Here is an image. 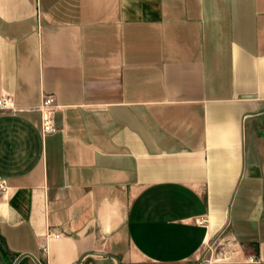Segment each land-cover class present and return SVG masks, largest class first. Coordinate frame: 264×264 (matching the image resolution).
<instances>
[{
	"label": "crops",
	"instance_id": "obj_1",
	"mask_svg": "<svg viewBox=\"0 0 264 264\" xmlns=\"http://www.w3.org/2000/svg\"><path fill=\"white\" fill-rule=\"evenodd\" d=\"M6 96L0 264H264V0H0Z\"/></svg>",
	"mask_w": 264,
	"mask_h": 264
},
{
	"label": "built area",
	"instance_id": "obj_2",
	"mask_svg": "<svg viewBox=\"0 0 264 264\" xmlns=\"http://www.w3.org/2000/svg\"><path fill=\"white\" fill-rule=\"evenodd\" d=\"M60 109V106L56 105L55 98L53 96H44L42 103L36 108L42 115V135L44 137L57 132L55 125V115ZM0 111H14V105L10 97L6 96L0 100ZM1 192H6V183L0 180ZM59 238L58 235H51Z\"/></svg>",
	"mask_w": 264,
	"mask_h": 264
},
{
	"label": "rangeland",
	"instance_id": "obj_3",
	"mask_svg": "<svg viewBox=\"0 0 264 264\" xmlns=\"http://www.w3.org/2000/svg\"><path fill=\"white\" fill-rule=\"evenodd\" d=\"M208 250H209V248H206L204 251H202L200 256H199V258H198V260L202 261L204 255L207 253Z\"/></svg>",
	"mask_w": 264,
	"mask_h": 264
}]
</instances>
